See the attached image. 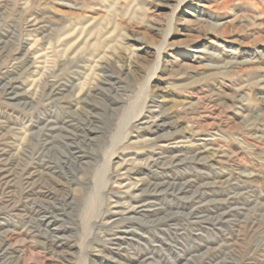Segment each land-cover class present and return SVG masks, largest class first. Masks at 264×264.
I'll use <instances>...</instances> for the list:
<instances>
[{"label": "rangeland", "instance_id": "374dc122", "mask_svg": "<svg viewBox=\"0 0 264 264\" xmlns=\"http://www.w3.org/2000/svg\"><path fill=\"white\" fill-rule=\"evenodd\" d=\"M0 264H264V0H0Z\"/></svg>", "mask_w": 264, "mask_h": 264}, {"label": "bare ground", "instance_id": "6f19581e", "mask_svg": "<svg viewBox=\"0 0 264 264\" xmlns=\"http://www.w3.org/2000/svg\"><path fill=\"white\" fill-rule=\"evenodd\" d=\"M191 14V13H190ZM202 100V99H201Z\"/></svg>", "mask_w": 264, "mask_h": 264}]
</instances>
